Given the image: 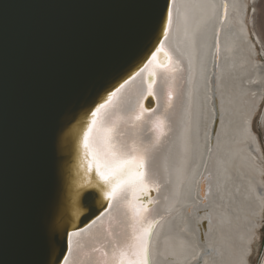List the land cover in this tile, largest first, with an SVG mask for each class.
<instances>
[{
	"label": "water",
	"instance_id": "obj_1",
	"mask_svg": "<svg viewBox=\"0 0 264 264\" xmlns=\"http://www.w3.org/2000/svg\"><path fill=\"white\" fill-rule=\"evenodd\" d=\"M144 15L140 0H0V264H63L66 237L107 213L71 130L84 99L139 62ZM220 58L217 38L215 74Z\"/></svg>",
	"mask_w": 264,
	"mask_h": 264
},
{
	"label": "bare ground",
	"instance_id": "obj_2",
	"mask_svg": "<svg viewBox=\"0 0 264 264\" xmlns=\"http://www.w3.org/2000/svg\"><path fill=\"white\" fill-rule=\"evenodd\" d=\"M223 2L176 0L173 6V26L165 45L179 61V71L170 109L171 131L156 147L153 162V179L160 185L147 213L149 220H160L151 237L154 264H250L260 227L264 168L258 156L262 150L260 142L254 147L246 143L242 118L253 109L264 113V61L257 35L254 39L247 23L250 0H227L225 21L221 19ZM217 38L221 58L215 74ZM142 77L144 73L133 82L125 115L147 94ZM154 90L159 112L167 92L159 73ZM217 108L223 110V122L217 127L219 149L211 142L214 123L206 119L210 110L215 121ZM151 137L147 134L145 139ZM113 223L117 231L123 224L130 232V222L119 212Z\"/></svg>",
	"mask_w": 264,
	"mask_h": 264
},
{
	"label": "snow or ice",
	"instance_id": "obj_3",
	"mask_svg": "<svg viewBox=\"0 0 264 264\" xmlns=\"http://www.w3.org/2000/svg\"><path fill=\"white\" fill-rule=\"evenodd\" d=\"M140 2L145 15L138 37L143 45L139 62L115 83L103 81L97 86L96 92L84 99L83 117L71 130L73 138L79 140L85 171L98 177L108 204L104 206L107 215L101 212L86 228L72 233V239L66 237L58 257L63 264H154L151 237L156 221L149 220L147 213L155 203L153 194L160 188L153 179L155 149L171 131L170 109L176 95L179 61L172 58L164 43L172 30L176 0ZM141 73H144L142 79H147V94L141 95L136 107L125 115L133 82ZM158 73L167 83L164 109L159 112L155 106L146 107L144 103L151 97L158 105L154 90ZM216 111L215 121H211L210 110L206 119L219 125L223 122V110ZM207 122L205 144L209 142ZM187 131H184L185 139ZM147 134H152L151 139H145ZM242 134L250 147L259 143L264 138V113L257 115L256 109L250 110L242 118ZM218 137L219 132H214L212 143L217 149ZM208 151L212 152V148ZM118 212L130 222L127 225L130 232L123 224L119 225V231L114 228Z\"/></svg>",
	"mask_w": 264,
	"mask_h": 264
},
{
	"label": "rangeland",
	"instance_id": "obj_4",
	"mask_svg": "<svg viewBox=\"0 0 264 264\" xmlns=\"http://www.w3.org/2000/svg\"><path fill=\"white\" fill-rule=\"evenodd\" d=\"M255 20V24H254ZM247 23L251 35L255 39L260 51V58L264 61V0H250L247 13ZM259 39H258V38ZM260 41V42H259ZM263 50V51H261ZM260 113L258 112L257 115ZM260 146L262 154L258 156V161L264 168V138H261ZM261 157V158H260ZM264 254V208L260 219V227L257 231V237L252 244V251L249 256L250 264H260Z\"/></svg>",
	"mask_w": 264,
	"mask_h": 264
}]
</instances>
